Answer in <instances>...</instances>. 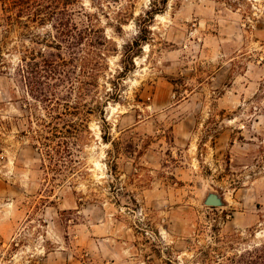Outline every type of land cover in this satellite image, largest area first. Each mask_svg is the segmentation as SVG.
Listing matches in <instances>:
<instances>
[{
	"label": "rangeland",
	"instance_id": "obj_1",
	"mask_svg": "<svg viewBox=\"0 0 264 264\" xmlns=\"http://www.w3.org/2000/svg\"><path fill=\"white\" fill-rule=\"evenodd\" d=\"M153 1L79 0L100 58L53 68L0 5V264H250L264 245V0Z\"/></svg>",
	"mask_w": 264,
	"mask_h": 264
},
{
	"label": "trees",
	"instance_id": "obj_2",
	"mask_svg": "<svg viewBox=\"0 0 264 264\" xmlns=\"http://www.w3.org/2000/svg\"><path fill=\"white\" fill-rule=\"evenodd\" d=\"M162 2L166 3V0ZM78 3L79 0H0L4 15V23L1 25L7 32L13 28L20 30L19 37L27 39L31 44L30 47L22 44L23 52L31 60L35 55L42 58L43 67H56L53 59L60 58L63 54L71 59L81 60L80 65L86 64V56L95 55L100 58V54H95L94 49L103 47L105 39L102 31L94 30L86 23L90 16L82 7L77 9ZM159 5L160 0H154L147 15L155 14ZM75 16L79 23L75 22ZM47 26L49 30L43 34L34 31ZM79 54L84 55L83 58L78 59ZM40 145L49 148L45 142ZM248 255L250 264H264V245L252 250Z\"/></svg>",
	"mask_w": 264,
	"mask_h": 264
},
{
	"label": "water",
	"instance_id": "obj_3",
	"mask_svg": "<svg viewBox=\"0 0 264 264\" xmlns=\"http://www.w3.org/2000/svg\"><path fill=\"white\" fill-rule=\"evenodd\" d=\"M203 204L208 207H221L223 206V202L218 194L208 193L206 198L204 199Z\"/></svg>",
	"mask_w": 264,
	"mask_h": 264
}]
</instances>
